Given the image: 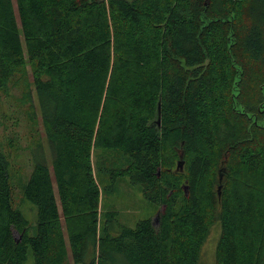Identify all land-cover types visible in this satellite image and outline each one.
Listing matches in <instances>:
<instances>
[{
	"label": "trees",
	"instance_id": "obj_1",
	"mask_svg": "<svg viewBox=\"0 0 264 264\" xmlns=\"http://www.w3.org/2000/svg\"><path fill=\"white\" fill-rule=\"evenodd\" d=\"M15 3L0 0V91L26 103L34 89L46 147L19 176L33 235L0 148V264L28 249L34 264L88 250L96 264H199L215 224L214 264H264V0ZM122 177L160 207L156 224L102 219L100 184Z\"/></svg>",
	"mask_w": 264,
	"mask_h": 264
},
{
	"label": "rangeland",
	"instance_id": "obj_2",
	"mask_svg": "<svg viewBox=\"0 0 264 264\" xmlns=\"http://www.w3.org/2000/svg\"><path fill=\"white\" fill-rule=\"evenodd\" d=\"M14 8H16L15 0H13ZM17 21L19 23L18 17ZM252 78V77H251ZM28 80H32L30 70H28ZM34 104V112L38 118V124H29L24 112H27ZM37 100L35 91L32 88V101L22 102V88H12L8 93L0 91V148L8 156L10 168L13 174V199L14 206L21 210L24 217L29 221V234L35 233L36 225V207L29 200L25 199L22 194V187L19 181V176L27 179L34 163L36 162L35 152L38 149V144H43L46 147L45 134L42 124L39 120ZM235 122L231 117L227 124ZM51 160V155L49 163ZM177 163V162H176ZM108 180L101 182L100 196V213L102 219L106 211H115L118 220L130 227H133L139 219L153 217L154 223H157L156 214L160 207H155V204L144 199L140 188L130 183L127 177L118 179L113 187V190H104L102 187L108 184ZM219 234V225L215 224L211 227L206 241L201 247L199 264H214L215 246ZM17 236L18 234L15 233ZM93 252L88 250L82 262L77 264H96L92 263ZM22 264H34L33 254L31 249H28L27 259ZM68 264H75L72 255L68 253Z\"/></svg>",
	"mask_w": 264,
	"mask_h": 264
},
{
	"label": "water",
	"instance_id": "obj_3",
	"mask_svg": "<svg viewBox=\"0 0 264 264\" xmlns=\"http://www.w3.org/2000/svg\"><path fill=\"white\" fill-rule=\"evenodd\" d=\"M158 110H159V106H158ZM157 124L159 125L160 124V114L158 115V119H157ZM179 155H180V159H179V161H178V163H177V167L178 168H182V165H183V161H182V159H181V157H182V155H183V152L180 150V152H179ZM220 187L218 188V195H220Z\"/></svg>",
	"mask_w": 264,
	"mask_h": 264
}]
</instances>
